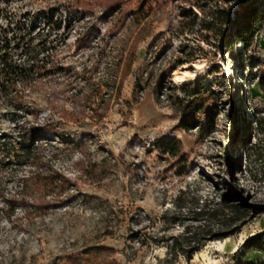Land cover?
<instances>
[{
  "label": "rangeland",
  "instance_id": "374dc122",
  "mask_svg": "<svg viewBox=\"0 0 264 264\" xmlns=\"http://www.w3.org/2000/svg\"><path fill=\"white\" fill-rule=\"evenodd\" d=\"M237 3L0 0V26L48 55L45 86L0 108V141L52 122L25 139L70 179L37 211L35 179L15 193L31 169L0 150V264H264L242 247L264 231V18L244 49L214 17ZM195 79L218 98L205 138L179 128L177 86ZM172 136L183 160L156 147Z\"/></svg>",
  "mask_w": 264,
  "mask_h": 264
},
{
  "label": "trees",
  "instance_id": "16d2710c",
  "mask_svg": "<svg viewBox=\"0 0 264 264\" xmlns=\"http://www.w3.org/2000/svg\"><path fill=\"white\" fill-rule=\"evenodd\" d=\"M225 2L235 0H224ZM214 17L226 26L225 32L230 39L235 40L247 49L253 42L257 32L262 26L264 18V0H238L237 7L231 12V7L218 9ZM16 31L13 28H3L0 26V108L7 106L10 111L22 109L23 94L27 89L37 88L46 84L48 77V55L39 57L40 50L35 51L31 46L30 39L27 38L33 31L30 28L17 24ZM33 28V26H31ZM34 29V28H33ZM21 56V57H20ZM76 78V77H75ZM183 93L182 98H178L177 104L183 117L179 128L192 130L196 128L199 136L205 138L212 131L214 118L218 111V98L203 79H195L184 82L177 86ZM79 89L77 92H79ZM11 113V112H10ZM16 113V112H13ZM13 115V114H12ZM55 125L46 121L39 127H30L22 131L21 137L6 146V142L0 141V150L3 156L13 160L11 166L29 167V173H24L20 179L24 181L17 193L23 197H28L27 188L30 181L35 179L39 186L37 195L33 198V206L37 211H46L56 203L55 198H46L43 193L44 188L50 184H60L68 187L70 179L54 168L44 154L38 153V145H32L25 137L30 132L38 143H44L48 133H56ZM156 147L163 153H169L174 157L184 159L181 141L176 136L166 137L157 142ZM6 162L0 158V167ZM35 169V170H32ZM10 177V176H9ZM243 256L249 250H259L264 252V231L257 233L243 244ZM192 254L188 257L191 258ZM240 264H255L253 262H240Z\"/></svg>",
  "mask_w": 264,
  "mask_h": 264
}]
</instances>
